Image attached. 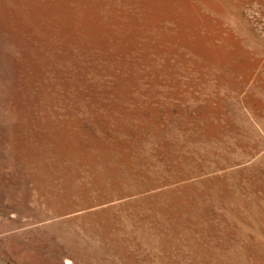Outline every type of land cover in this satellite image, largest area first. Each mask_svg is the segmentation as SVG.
<instances>
[{"label":"rangeland","instance_id":"1","mask_svg":"<svg viewBox=\"0 0 264 264\" xmlns=\"http://www.w3.org/2000/svg\"><path fill=\"white\" fill-rule=\"evenodd\" d=\"M0 264H264V0H0Z\"/></svg>","mask_w":264,"mask_h":264}]
</instances>
